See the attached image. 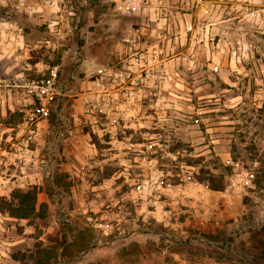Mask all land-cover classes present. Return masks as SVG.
<instances>
[{"label":"rangeland","instance_id":"374dc122","mask_svg":"<svg viewBox=\"0 0 264 264\" xmlns=\"http://www.w3.org/2000/svg\"><path fill=\"white\" fill-rule=\"evenodd\" d=\"M8 21L47 64L30 80L54 66L59 94L19 164L0 154V208L33 185L46 203L0 210V264H37L38 249L49 264H179L206 205L195 191L211 190L200 167L237 202L203 231L264 264V0H0Z\"/></svg>","mask_w":264,"mask_h":264},{"label":"crops","instance_id":"0c3cea01","mask_svg":"<svg viewBox=\"0 0 264 264\" xmlns=\"http://www.w3.org/2000/svg\"><path fill=\"white\" fill-rule=\"evenodd\" d=\"M45 41L49 43L50 40L45 39ZM33 45L36 44L30 43L26 36V30H22L16 23L8 21L6 24H1L0 22V134L4 139V141H0V154L5 156L1 159L5 164L14 161L19 164L23 158L22 155L26 154L22 144L25 145L28 138H34L39 143L44 134L50 131L49 123L46 120L39 121L33 128L26 126V118H28L34 105L30 87L32 80H30L29 75L41 71L47 65L39 54L35 53V56L32 57ZM81 64L87 69L90 68L87 60ZM83 82V80L80 81L82 84ZM21 116L24 117L22 122L19 119ZM36 152L37 147L30 150V154L26 155L25 158L32 161L36 160ZM28 176H31L32 181L33 176ZM16 177V180L19 177H22L21 179L26 178L25 175ZM203 192L196 193L195 191L196 200L193 201L195 203L199 198L198 204L200 206L206 204L199 218L200 225L197 229L203 230L206 227L211 228V230L215 229L225 219L235 216L237 202L232 192L212 189L210 192ZM209 216H211L210 219H208ZM179 264L227 263L208 256H195L193 260L180 258Z\"/></svg>","mask_w":264,"mask_h":264},{"label":"trees","instance_id":"16d2710c","mask_svg":"<svg viewBox=\"0 0 264 264\" xmlns=\"http://www.w3.org/2000/svg\"><path fill=\"white\" fill-rule=\"evenodd\" d=\"M236 161V159H233ZM199 172L201 175L198 177L195 176V180L198 182H205L208 188L212 190H222L224 188V175H221L219 179H216L213 174L208 169L199 168ZM264 182V169L257 171L256 179L254 184L259 186ZM38 206V209L36 210ZM46 207L45 202H41L37 204L36 199V186H29L25 189L23 188H15L9 198L3 199V204L0 208L1 211L8 213L11 217L23 218L27 219L34 214H39V216H43V209ZM191 236L185 239L177 240L178 244H182L188 251L184 257L189 260H193V257L199 256L196 254L203 250V248H195L193 249V243H191V239H196L199 242L205 243L207 246H210L211 249H205L203 253H200L202 256H208L214 258L217 261H222L227 264H247L246 259L243 257L234 256L233 252L230 250V242L231 238L228 236H218V233L214 232H205L203 230L194 229L190 231ZM221 238V239H220ZM218 239L220 241H218ZM216 242H221L219 245ZM223 250V251H222ZM43 249H38V258H36L37 264H49L46 260L42 261L39 258L40 253H42ZM181 251V250H180ZM190 253V254H189Z\"/></svg>","mask_w":264,"mask_h":264},{"label":"built area","instance_id":"2783aa9c","mask_svg":"<svg viewBox=\"0 0 264 264\" xmlns=\"http://www.w3.org/2000/svg\"><path fill=\"white\" fill-rule=\"evenodd\" d=\"M57 69L51 67L46 75L30 82L31 93L34 99L33 109L30 111L27 121L37 124L49 115L50 105L56 98L58 90L56 87ZM250 177L253 175L250 173ZM1 260V259H0Z\"/></svg>","mask_w":264,"mask_h":264}]
</instances>
